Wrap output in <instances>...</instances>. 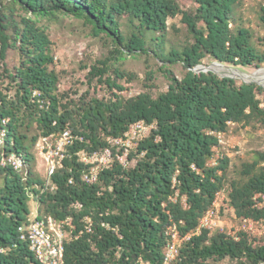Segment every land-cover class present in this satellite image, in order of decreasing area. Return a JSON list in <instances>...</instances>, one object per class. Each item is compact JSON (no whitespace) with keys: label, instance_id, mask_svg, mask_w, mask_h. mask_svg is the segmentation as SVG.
I'll list each match as a JSON object with an SVG mask.
<instances>
[{"label":"trees","instance_id":"obj_1","mask_svg":"<svg viewBox=\"0 0 264 264\" xmlns=\"http://www.w3.org/2000/svg\"><path fill=\"white\" fill-rule=\"evenodd\" d=\"M243 1L195 0L194 9H184L179 0H0V118L8 119L4 154L16 153L26 165L25 173L3 165L0 154V264H40L28 240L20 237L19 228L31 217V197L39 215L73 219L64 264H161L173 224L180 237L190 236L170 264H220L225 259L264 264V234L256 237L251 229L235 237L207 229L195 233L221 189L226 197L220 215L229 208L233 220L264 223V149L242 162L239 178L228 184L225 152L216 165H207L218 132L226 133L231 123L264 125V100L258 97L263 89L194 70L206 58L234 67L264 66V48L253 42L251 28L235 22ZM16 10L24 13L19 20ZM27 14L35 20L69 14L81 18L95 36L110 38L108 56L88 66L85 80L115 90L108 96L61 92L59 74L51 67V42ZM178 14L186 38L167 47L168 19ZM259 19L264 29V0ZM10 47L18 49L20 62L9 70L4 60ZM127 55L151 56L161 63L166 90L155 97L148 91L121 93L125 88L118 80L125 72L111 62ZM176 63L183 69L181 77L169 67ZM153 72L146 73L148 79ZM140 119L155 121L157 128L128 154L135 163L115 161L94 183L81 179L83 166L76 156L66 158L48 183L32 169V149L41 135L70 128L82 137L71 150L100 149L108 136L121 135Z\"/></svg>","mask_w":264,"mask_h":264},{"label":"rangeland","instance_id":"obj_2","mask_svg":"<svg viewBox=\"0 0 264 264\" xmlns=\"http://www.w3.org/2000/svg\"><path fill=\"white\" fill-rule=\"evenodd\" d=\"M263 0H244L238 6L235 14V22L240 25L248 26L252 30V40L257 48H264V29L261 26L259 14L260 4ZM181 7L184 9H194L196 7L195 0H179ZM14 19L19 20L23 12L16 10ZM35 20L31 14H27ZM36 26L42 29L51 42L53 58L51 67L59 74L58 89L64 91H77L82 93L88 90L90 94L97 93L100 96L110 95V91L114 88L103 84L90 83L87 84L85 74L88 71V66L95 64L97 60L108 56L109 51L113 45L110 38L106 36H95L89 25L85 24L81 18L69 14H60L55 18L36 19ZM235 22H230V26L234 27ZM167 32V47L170 44L183 43L186 38V26L181 21V15L178 14L174 18L168 19ZM173 25V26H172ZM12 32V28L8 30ZM7 67L12 69L14 65L20 62V55L17 48L10 47L6 53ZM3 61L0 60V63ZM212 62L211 59L206 58L204 65ZM114 66H119L120 70L125 72L120 78L119 84L125 89L121 91L126 95L137 94L142 91H148L152 96H157L160 92L165 91L167 87V80L164 76L163 70L160 69L161 63H158L155 58L146 55H127L122 57L119 61L111 62ZM219 64L212 65L214 68ZM222 66V65H220ZM234 67L233 65H229ZM87 67V68H85ZM173 73L181 77L183 69L179 63L169 65ZM224 67V66H222ZM240 71L246 73H257L264 69V66L257 69L254 66L250 67H236ZM153 70V79H148L146 73ZM131 74V77L128 75ZM218 75L220 73H217ZM238 82H243L240 78H235ZM258 84V83H255ZM262 87L259 91L258 97L264 100V84H258ZM95 88V89H94ZM115 90V89H114ZM225 143L221 146L222 151L229 157L228 168L226 172V184L231 179L239 178V170L242 162L252 161L254 158V151L264 149V125L252 121L248 125L231 123L226 133H224ZM35 161L32 169L34 173L42 180H46L45 165L40 156L32 149ZM134 164V161L130 162ZM38 206L34 198L29 200L30 216ZM231 222V210L226 208L221 220ZM252 233L258 237L264 234V223H255L252 225ZM220 264H232L228 259L223 260Z\"/></svg>","mask_w":264,"mask_h":264},{"label":"built area","instance_id":"obj_3","mask_svg":"<svg viewBox=\"0 0 264 264\" xmlns=\"http://www.w3.org/2000/svg\"><path fill=\"white\" fill-rule=\"evenodd\" d=\"M54 58L56 59V56ZM7 122V118H0L1 163L3 165L9 164L14 169L25 173L26 165L21 156L16 153H10L7 156L4 154ZM156 128L155 121L137 120L131 123L121 135L108 136L104 147L92 150H71L76 141H81L82 137L75 134L70 128H66L56 134L41 135L35 143L34 150L44 162L47 183L50 175L63 166L66 158L72 156H76V160L83 166L81 179L87 183H94L98 178V174L110 168L115 161L123 166L132 164L130 163L132 161L135 163V159H128V154L139 141L149 136L151 131ZM217 137L218 145L207 161L208 166L216 165L224 154L221 147L225 143L224 134L218 132ZM30 196H33V194L30 193ZM225 197L226 191L224 189L215 194L212 206L200 218L195 233L207 229L224 232L235 237L239 230L252 229L253 223L251 221H238L231 218L232 221L227 223L223 221L226 219L221 220L222 215L219 211ZM84 221L89 230L90 218L85 217ZM19 229L21 231L20 237L28 240L29 247L40 264H64L65 241L71 238L75 229L71 216L55 218L49 214L39 215L36 208L29 222ZM169 230L171 231L170 239L166 244L161 264H170L178 255L181 241L190 236L180 237L174 224L169 227Z\"/></svg>","mask_w":264,"mask_h":264},{"label":"bare ground","instance_id":"obj_4","mask_svg":"<svg viewBox=\"0 0 264 264\" xmlns=\"http://www.w3.org/2000/svg\"><path fill=\"white\" fill-rule=\"evenodd\" d=\"M214 69L220 74H233L241 80H251L264 84V69L260 70L257 73H246L239 70L235 71L233 69H227L226 67H222L220 65L215 66Z\"/></svg>","mask_w":264,"mask_h":264},{"label":"water","instance_id":"obj_5","mask_svg":"<svg viewBox=\"0 0 264 264\" xmlns=\"http://www.w3.org/2000/svg\"><path fill=\"white\" fill-rule=\"evenodd\" d=\"M216 64H219V65H222V66H224V67H226L227 69H233V70H235V71H238L239 69H237L236 67H232V66H229V65H227V64H223V63H220V62H217V61H212L210 64H208V65H204V64H199V65H196L195 67H194V70L196 71V72H200V71H213V72H215V73H218L213 67H212V65H216ZM259 68H261V67H258L257 69H259ZM240 71V70H239ZM220 76H227V77H232V78H238L237 76H235V75H233V74H219ZM243 82H246V83H251V82H253V83H258V84H261V83H259V82H256V81H251V80H242ZM261 85H263V84H261ZM264 86V85H263Z\"/></svg>","mask_w":264,"mask_h":264}]
</instances>
